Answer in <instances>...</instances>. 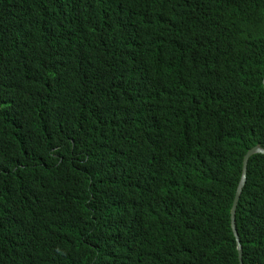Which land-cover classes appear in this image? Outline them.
Segmentation results:
<instances>
[{"label": "trees", "instance_id": "obj_1", "mask_svg": "<svg viewBox=\"0 0 264 264\" xmlns=\"http://www.w3.org/2000/svg\"><path fill=\"white\" fill-rule=\"evenodd\" d=\"M256 146L264 0H0V264H239Z\"/></svg>", "mask_w": 264, "mask_h": 264}, {"label": "water", "instance_id": "obj_2", "mask_svg": "<svg viewBox=\"0 0 264 264\" xmlns=\"http://www.w3.org/2000/svg\"><path fill=\"white\" fill-rule=\"evenodd\" d=\"M256 154H264V149H262L259 146H256L254 148L252 147L251 149L248 150V152L244 156L243 172L241 173L240 179L238 181V184H237V187L235 190V194H234V197L232 200L231 208H230V224H231V229L233 231V234H234V237L236 240V244H237V253H238L239 264H241L242 250H241L240 240L238 237L236 224H235V213H236L237 203H238L240 194L242 192L243 185H244L245 180H246V172H247L249 159Z\"/></svg>", "mask_w": 264, "mask_h": 264}]
</instances>
